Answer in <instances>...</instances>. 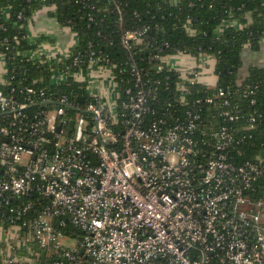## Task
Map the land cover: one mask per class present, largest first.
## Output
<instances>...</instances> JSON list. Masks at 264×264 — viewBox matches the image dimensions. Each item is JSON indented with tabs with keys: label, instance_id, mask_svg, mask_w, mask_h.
I'll use <instances>...</instances> for the list:
<instances>
[{
	"label": "built area",
	"instance_id": "built-area-1",
	"mask_svg": "<svg viewBox=\"0 0 264 264\" xmlns=\"http://www.w3.org/2000/svg\"><path fill=\"white\" fill-rule=\"evenodd\" d=\"M180 1L190 0L170 4ZM151 33L124 32L119 60L91 42L48 61L0 52V84L15 57L50 65L52 80L18 98L0 90V211L52 264H264V143L252 144L264 110L255 95L249 109L233 102L215 55ZM15 263L26 261L13 253L5 264Z\"/></svg>",
	"mask_w": 264,
	"mask_h": 264
},
{
	"label": "trees",
	"instance_id": "trees-1",
	"mask_svg": "<svg viewBox=\"0 0 264 264\" xmlns=\"http://www.w3.org/2000/svg\"><path fill=\"white\" fill-rule=\"evenodd\" d=\"M88 4L86 11H80L75 0H0V52L15 56L19 51L31 52L37 46H31L28 39V26L33 13L46 7L58 6V19L63 24L72 20V29L78 34V47L73 51L84 50L88 43L103 49L106 54L119 60L122 54L121 37L126 31L152 28L151 35L158 41H168L176 49L186 50L196 55L209 52L217 57L215 68L219 85L230 87L236 94L233 102L248 108L249 101L254 97L258 100L257 108L264 110V67H251L249 75L241 78L239 71L243 64L242 50L250 46L258 48L264 42V0H190L180 1L172 6L170 0H84ZM71 2V3H70ZM67 5L63 11L62 6ZM89 6H95L96 22L88 26L85 12ZM117 6L121 9L122 19H119ZM162 7V11L160 8ZM136 13L140 17H136ZM191 19L196 36H190L185 30ZM239 23V27L234 25ZM3 26V28L1 27ZM224 27L222 32H219ZM100 35L98 36V34ZM17 37L19 41H14ZM8 40L6 43L5 40ZM112 44V45H111ZM38 61L21 62L15 57L7 64V84H0V90L18 98L20 91L30 87L34 82L36 88H47L51 84V66L40 65ZM241 81V86L238 81ZM258 86L257 89L254 87ZM77 86H75L76 88ZM252 87L253 93L244 98V89ZM200 93L203 87H199ZM36 108L33 107L32 110ZM253 149L258 150L264 143L263 125L256 130ZM10 207L0 211V221L8 229ZM22 234L25 231L21 229ZM15 250V249H14ZM32 259L37 264H52L54 255L31 245ZM5 264V262H0ZM19 264V263H15ZM25 264H33L26 262Z\"/></svg>",
	"mask_w": 264,
	"mask_h": 264
},
{
	"label": "crops",
	"instance_id": "crops-1",
	"mask_svg": "<svg viewBox=\"0 0 264 264\" xmlns=\"http://www.w3.org/2000/svg\"><path fill=\"white\" fill-rule=\"evenodd\" d=\"M234 25L239 27L237 22H234ZM28 42L31 46H37L36 50L32 51L35 60L48 61L69 55L78 45V37L72 28L64 26L59 21L53 7H47L33 13L28 26ZM241 61L243 66L239 71V75L243 79L248 77L251 67H264V42L258 48L245 47L241 53ZM3 62L2 57H0V79L3 77L5 70ZM188 62L184 59L183 64L185 65ZM104 77L103 81L107 80V76ZM205 81V84L214 87L218 79L212 75ZM21 233L20 228L9 227L7 229L0 221V262H6L7 258L14 253L19 260L37 264L32 259L31 246L23 243ZM13 249H15V252H13Z\"/></svg>",
	"mask_w": 264,
	"mask_h": 264
},
{
	"label": "water",
	"instance_id": "water-1",
	"mask_svg": "<svg viewBox=\"0 0 264 264\" xmlns=\"http://www.w3.org/2000/svg\"><path fill=\"white\" fill-rule=\"evenodd\" d=\"M62 9H63V11H65V10L67 9L66 5L62 6ZM80 102H83V100L80 99ZM72 127H73V123H71V127H70V129H71Z\"/></svg>",
	"mask_w": 264,
	"mask_h": 264
},
{
	"label": "rangeland",
	"instance_id": "rangeland-1",
	"mask_svg": "<svg viewBox=\"0 0 264 264\" xmlns=\"http://www.w3.org/2000/svg\"><path fill=\"white\" fill-rule=\"evenodd\" d=\"M98 76H99V79H100V80H103V79H105V77H104V75H103V74H99ZM90 77H95V76H94V75H92V76H90Z\"/></svg>",
	"mask_w": 264,
	"mask_h": 264
}]
</instances>
